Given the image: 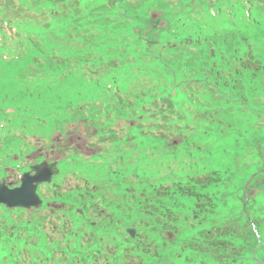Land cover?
Returning <instances> with one entry per match:
<instances>
[{
  "label": "rangeland",
  "instance_id": "rangeland-1",
  "mask_svg": "<svg viewBox=\"0 0 264 264\" xmlns=\"http://www.w3.org/2000/svg\"><path fill=\"white\" fill-rule=\"evenodd\" d=\"M106 1L109 0H99L97 9H90L91 12L102 14L95 25L97 31L99 29L108 38L119 39L122 48L128 44V48L140 52V55L143 52L138 38H145L144 33H151L158 43L156 51L160 47L163 50L168 41L163 16L167 18L170 14L179 15L180 6L175 1L111 0V6L106 5ZM187 2L192 7L188 10L200 7L198 0ZM82 6L85 4L82 3L78 8ZM78 8L74 7L77 9L76 14H81ZM124 13L126 16H133L137 23L132 24L130 19L124 21L121 17ZM217 15L213 10L208 13L204 10L196 18L198 24L195 23L194 29L185 32L179 30L177 40L172 43L177 50L182 48L183 40L188 41L189 44L186 48L183 46V51H186L185 54L193 53L188 59L181 54L172 60L175 64L172 66L173 78L191 82L192 85L187 88L200 94L198 99L187 101L193 108H218L223 112L219 115L222 122L228 123L224 127L223 123L216 124L212 120V123L204 124L199 137L190 141L180 136L176 128L164 125L160 132L154 134L164 136L167 138L165 141L142 132L132 136L139 120L143 119V125H138L146 130V127L152 128L158 123L159 119L152 116V113L141 114L144 103L140 107L135 100L133 84L136 81L128 83L127 90L123 91L121 79H118L117 85L110 80L114 76L119 78L121 63L115 61L117 59L111 64L110 61L108 67L101 69V66H97L95 70L98 69V73L91 76L86 71L87 67L93 70L90 60L88 59V64H84L78 57L85 56L87 52L73 54L72 47L79 43L75 35L71 36L66 46L64 42H59L58 45L63 49L59 47L53 54L50 44L54 38H46L45 43L35 52L26 45L27 42L14 36L16 42L13 44L18 45L11 46L13 62L8 60L11 57H0V62H5L0 64V178L7 179L9 182L6 184L10 187L17 186L26 160H32L39 154L37 162L44 157L46 161L52 162L59 159L60 178L56 182L61 184L58 188L61 193L57 195L51 187L42 186L37 191L42 201L39 210H30L28 213L16 210L8 215L25 222L28 214L34 216L35 212L46 220L55 218V215L63 216L66 212L61 213L58 209L64 208L69 211L65 218H71L74 222L72 228L79 223L78 227L82 229L86 225L90 226L89 231L94 234H115L132 229L136 235V231H143L144 237L148 240L156 239L157 244L161 245V240L158 239H164V233L160 234V227L157 233H153L151 222L145 227L139 226L141 209L136 207V203L138 195L143 191L148 197L147 206H150V210L160 201L177 216L176 234L172 239L188 242L198 232L209 230L213 225L234 223L238 233L232 239V244H240L244 250V255L237 259L238 264L260 263L264 259V226L261 223L264 217V19L243 20L239 22L240 25L233 26L237 34L244 37V41L235 43L232 61L238 64L236 56L242 55L249 48L257 56L255 60L258 62V70L236 67L227 84L220 88L219 96L212 86L215 81L211 79V66L200 60L199 53L196 52V49H206L209 46L204 38L215 40L219 36L221 30L217 26L222 23V19L217 17L215 22L214 17ZM10 19L18 30L32 29L42 23V20L39 23L26 21L30 19L29 12L11 15ZM75 20L78 26L83 25V21ZM51 24L59 26L57 33L60 36L66 34L63 25L55 20ZM199 26L202 28L197 31ZM1 32L5 34L0 31V45L5 40ZM81 37L89 39L88 35ZM16 46L19 48H15ZM214 48L216 53L220 50L216 43ZM124 50L125 48L121 50L123 55ZM152 51H155L154 48ZM114 53L116 54L115 51ZM152 55L158 56L156 52ZM129 57L136 61L138 56ZM125 64L134 66L136 62L126 59ZM192 68L195 73L190 72ZM102 84L105 87L98 90ZM155 86L160 84H140L137 88L142 92L140 97L146 96L147 91ZM184 92L183 87L179 95ZM173 95L174 92H171L169 98ZM227 99L230 101H226ZM5 110L13 115L5 114ZM174 124L193 126L197 124V120L191 115L181 114ZM168 131L172 134L165 133ZM184 135L192 136L189 131H184ZM32 148H38L39 152L30 154ZM209 171L218 174L216 182L212 181L199 190L212 198L208 207L198 209L194 197L171 191H168L167 198L159 197L152 201L151 198L160 195L161 188L168 187L175 181L185 183L188 178L201 176ZM78 174L92 181L114 174L109 177L113 179L111 182H103L104 188L101 191L104 190L106 196L105 209L119 218L118 221L98 226L102 217H96L91 211L79 206L75 190L68 191L84 183ZM115 180L119 186L113 199L107 194L113 184H116ZM125 191L133 192L134 199L130 195H124ZM76 204L79 209H76ZM72 212L78 214L74 215ZM8 218L5 219L8 221ZM254 219L255 222L252 221ZM45 227L47 229L50 226L45 222ZM255 229L258 230L257 234ZM59 236L54 233L55 238ZM246 256H252V260H248Z\"/></svg>",
  "mask_w": 264,
  "mask_h": 264
},
{
  "label": "trees",
  "instance_id": "trees-1",
  "mask_svg": "<svg viewBox=\"0 0 264 264\" xmlns=\"http://www.w3.org/2000/svg\"><path fill=\"white\" fill-rule=\"evenodd\" d=\"M167 1H175L180 8L179 15L170 14L167 18L163 16L166 20L164 29L168 32V41L163 46L164 51L161 49L162 47L156 51L158 43H156L151 33H144L143 37L145 38L140 36L138 38V43L141 45L143 52L142 55H140V52L128 48V44L124 47L125 53L123 55L121 50L124 48L120 46L119 39L108 38L102 32H99V29L97 31L95 25L99 15L102 14L96 11L91 12L90 9H97L99 0H0V31H4L6 36H8L4 28L6 24H11L10 16L32 12L28 21L39 23L42 20L39 26L32 29L27 28L29 33L26 37L28 42H26L35 52H37L40 45L45 43V39H48L50 32L53 34L54 30L56 32L59 30L58 25L51 24L55 20L63 25L66 31L64 36L56 33L57 44L64 42L66 45L71 36L75 35L79 43L74 46V53L87 52L85 56L78 55V57L84 64H88L89 59L93 70L97 66H101V69L108 67L114 59H117L115 61L121 63V68H119V78L113 77L114 84L117 85L118 79H121L122 90L126 91L128 83L136 81L133 84L136 92L135 100H137L138 106L144 103L142 107L144 110L141 111V114L152 113V116L159 119L158 123H155L152 128L146 127V130L138 125L139 123L143 125V119L139 120L136 123L139 126V130L134 131L135 134H132V136L139 135L138 132H142L165 141L167 138L162 135H155L154 132H160L163 125L176 128L178 132L180 127L174 123L181 114L191 115L196 118L197 124L193 126L199 129H202L204 124L212 123V120L216 124L223 123L219 117L223 112L218 108L214 106H211L212 108L205 107L204 109L193 108L190 102L187 101L190 100L192 102V99H198L200 95L196 90L187 88L192 85L191 82L186 80L178 81L173 78L172 66H175V64L172 60L174 57L182 54L185 59H188L193 55L191 52L185 54L186 51H183V48L187 47L185 40L181 42L182 48L175 50L176 45L172 43L177 40L178 31H192L195 23L198 24L195 21L196 18L204 10L207 13L209 10H213L218 14L214 17L216 19L215 22H217V17L222 19V23L217 26L221 30L219 36L215 40L204 38V42L208 43L209 46L206 49H196V52L199 53V59L211 66V79L215 81V84L211 85L216 89V94L221 96L219 94L220 88L227 84L236 67H243L245 70H258V62L255 60L257 56L249 48L242 55L236 56L238 64L232 61L235 43L244 41V37H240L234 27L240 25L239 22L243 20L256 21L257 18L264 19V0H217V2L213 0H198L200 7L194 10H188L191 6L187 0ZM82 3L85 6L78 8ZM107 4L113 5L111 0L106 1ZM75 6L81 14H76L77 9H74ZM59 9H63L61 14H53ZM88 11L89 14L87 13ZM52 15L53 17L51 18ZM121 17L124 21L130 19L132 24L137 23L133 16H126L124 13ZM75 19L83 21V25L78 26ZM141 26L146 27L145 25ZM54 27L56 29H53ZM200 28L202 27H197V31ZM5 34L1 32V36L5 37V40L0 45V57L6 55L9 50L10 37H6ZM83 35H88L89 39H83L81 37ZM51 40L53 45L49 44L52 54L59 47L63 49L55 44L56 41ZM214 43L220 47L217 53ZM153 48L155 51H152ZM154 52L158 56L152 55ZM130 55L138 56L137 60L130 58ZM126 59L136 62V64L134 66L132 64L124 65ZM10 62L12 63L13 59ZM134 69L136 72H133ZM86 70L91 76H95L98 73V69L93 72L87 67ZM190 72L195 73L194 68ZM142 83L160 84V86L150 88L146 96L140 97L142 92H139L137 88ZM103 86L105 87V85H101L98 90L102 89ZM183 87L185 92L179 95ZM171 92H174V95L169 98ZM221 98L226 99V97ZM226 101L230 100L227 99ZM220 107L223 108L222 106ZM227 124L223 123L224 127ZM165 133L168 135L172 134L170 131ZM112 175L114 174H107L101 180L92 181V179L84 178L78 174L79 178L84 182L75 188L79 206H83L86 211H91L96 217H102L97 223L98 226L108 225L112 221L119 220V218L114 217V214L110 213L111 211L109 212L105 209L106 196L103 193L104 190L101 191L104 188L103 182L106 183L113 180L109 178ZM216 176H218L216 172L209 171V173L204 175L188 178L185 183L175 181L170 186L161 188L160 195L151 199L154 201L159 197L167 198L168 191H171L184 196L194 197L196 199V208L198 209L208 207L212 202V198L200 193L199 190L204 189V186L212 181L216 182ZM213 177H215L214 180ZM118 184L116 181L110 193L107 194L108 196L111 195L113 199L114 193L119 186ZM154 189L152 188V190ZM124 195H130L133 198L128 197L134 199L133 192L125 191ZM147 201L148 197L142 191L138 195V203H136V207L141 209L139 226L145 227L151 222L153 233H157L160 227V234L164 233V239H158L161 240V245L157 244L156 239L148 240L144 237L143 231H136L134 239H131L126 231H118L115 234H94L89 231L91 227H87V225L82 229L78 227L79 223H76V227L72 228L73 220L65 218L67 214L59 217L53 213L55 218H47L45 220V217L38 216L33 211L34 216L28 214L27 220L23 222L18 218L13 219L11 215L8 218V210L2 209V215H0V264H238L237 259L244 255V250L240 244H232V239H235L238 233L234 223L221 226L213 225L209 230L198 232L188 242L177 241L172 239L173 235L176 234L174 232L177 229L175 228V223L178 220L177 216L160 201L153 205L152 210H150L151 208L147 206ZM201 204H204V206H201ZM79 206L76 204V209H79ZM77 214L76 212L74 215ZM6 217L9 219L8 221L5 219ZM148 218H150V221H148ZM252 221L255 222V219ZM45 222L50 226L47 229ZM261 223L264 226V217ZM191 225L194 227V224ZM55 232L60 236L55 238ZM246 257L248 260H252V256ZM253 259L255 260L254 257ZM257 264H264V259L262 258L260 263L257 262Z\"/></svg>",
  "mask_w": 264,
  "mask_h": 264
},
{
  "label": "water",
  "instance_id": "water-1",
  "mask_svg": "<svg viewBox=\"0 0 264 264\" xmlns=\"http://www.w3.org/2000/svg\"><path fill=\"white\" fill-rule=\"evenodd\" d=\"M33 174L25 173L20 178V186L9 189L0 184V205L6 208H39L41 201L36 194L37 187L43 183H50L51 178L57 175L55 164L47 165L45 162L31 167ZM131 234H133L130 231Z\"/></svg>",
  "mask_w": 264,
  "mask_h": 264
}]
</instances>
